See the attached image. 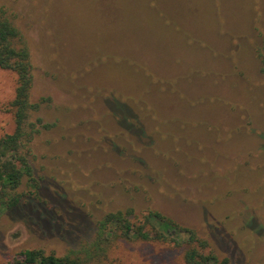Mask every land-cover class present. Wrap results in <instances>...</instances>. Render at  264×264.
Returning <instances> with one entry per match:
<instances>
[{
	"label": "rangeland",
	"instance_id": "374dc122",
	"mask_svg": "<svg viewBox=\"0 0 264 264\" xmlns=\"http://www.w3.org/2000/svg\"><path fill=\"white\" fill-rule=\"evenodd\" d=\"M0 7L29 48L31 101L48 98L29 155L41 200L0 213V264L23 249L63 255L115 210L158 211L230 264H264V0ZM14 88L0 69V137ZM109 262L184 264L179 247L140 241Z\"/></svg>",
	"mask_w": 264,
	"mask_h": 264
},
{
	"label": "trees",
	"instance_id": "16d2710c",
	"mask_svg": "<svg viewBox=\"0 0 264 264\" xmlns=\"http://www.w3.org/2000/svg\"><path fill=\"white\" fill-rule=\"evenodd\" d=\"M264 74V44L259 53ZM0 69L15 74L14 96L9 102L14 128L0 137V213L29 200H41L40 178L29 160L30 142L44 126L36 117L44 101L30 99L33 85L32 63L26 40L0 7ZM34 113V121L31 120ZM46 125V124H45ZM22 186L24 189H21ZM140 241L179 247L184 264H230L218 256L193 228L181 226L158 211H149L139 219L123 210L109 211L97 220L93 236L63 255L42 248L23 249L5 264H110L109 253L122 242Z\"/></svg>",
	"mask_w": 264,
	"mask_h": 264
}]
</instances>
